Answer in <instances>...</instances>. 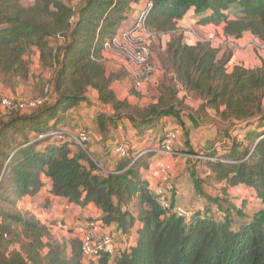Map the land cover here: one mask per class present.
<instances>
[{"label":"trees","instance_id":"trees-1","mask_svg":"<svg viewBox=\"0 0 264 264\" xmlns=\"http://www.w3.org/2000/svg\"><path fill=\"white\" fill-rule=\"evenodd\" d=\"M25 1L0 0V84L15 89L29 81L36 50L39 95L33 98L47 100L0 116V264H264V57L260 66L232 65L236 46L191 43L179 25L191 12L196 24L220 29L225 39L249 34L264 43V0ZM142 14L151 60L162 70L154 101L145 105L118 97L113 85L129 72L109 71L104 56L105 43ZM163 36L170 37L165 44ZM90 91L110 110L97 114L103 141L122 120L145 132L174 118L187 143L184 115L216 123V139L206 149L195 153L186 143L201 156L189 169L206 204L189 218L162 208L142 174L153 151L136 157L129 150L110 170L87 146L61 139L68 112L90 102ZM131 93L141 98L134 86ZM189 98L199 103L196 111ZM45 178L54 196L82 208L95 204L102 212L97 219L120 235L136 229L135 244L86 262L78 238H56L20 205L39 194ZM239 186L251 188L260 203L250 215L248 202L238 207L228 192Z\"/></svg>","mask_w":264,"mask_h":264},{"label":"crops","instance_id":"crops-1","mask_svg":"<svg viewBox=\"0 0 264 264\" xmlns=\"http://www.w3.org/2000/svg\"><path fill=\"white\" fill-rule=\"evenodd\" d=\"M190 15H193V13L190 12L188 16ZM132 24L133 22H131L129 26ZM258 41V39L253 38L249 34L243 38L237 39L236 51L232 65L241 64L248 67L260 66L264 53L262 49H257L258 47L254 46ZM249 42L253 43V45L249 44ZM36 52L39 67L40 54L38 51ZM243 57H247L245 63L237 60ZM129 79L130 78L120 82L127 81V84ZM118 88L119 89L116 90L115 85H113V89L118 97L121 99H127L131 103L145 105L154 101L151 100L148 103L134 102L126 97L137 96L132 93L131 96H126L124 94V90H126L124 85H118ZM89 97L90 102H83L79 105V107L68 112L64 128L67 130L80 128L88 132L90 139L86 146L89 148L92 156L99 161L101 166L110 170H113L117 166L122 157L115 152L114 149L116 146L128 144L131 155L135 156L145 149L157 147L167 131L173 129L179 136L175 146V153L173 155H162L154 152L155 154L149 158L148 167L142 169V174L145 178L150 180V171L158 164V162H166L171 166V179L175 185L173 191L175 200L178 203L192 209L206 204V201L200 198L194 190L193 179L189 169L190 160L192 161L194 158L191 157L192 154L188 152L184 128L180 123H178L174 118L164 117L161 119L159 124L147 129L145 132H142L141 129L136 128L131 122L122 120L116 127H111L108 140L103 141L102 135L98 131L97 114L100 111L110 113V110L97 100L95 91H90ZM142 97L143 96L141 95V98ZM191 107L195 111L198 109V105L193 107L191 104ZM211 114L213 117V113ZM187 119L190 121H187ZM183 121L185 123L184 127L189 131L187 144L194 149L195 153L206 149L212 141H215L218 133V125L216 123L211 122L206 118L201 120L196 118V122H193L187 115L183 116ZM44 183L45 184L38 195L34 197L25 196L20 205L25 211L31 212L49 225L56 238L70 239L72 237H76L79 239L81 233L93 225L97 227L96 231L98 234L102 232H112L115 237L117 247L126 248L127 246L135 244L137 238L136 229H133L127 236L120 235V233L116 231L115 226L106 227L101 220L97 219L101 216L102 212L95 204L91 203L84 208L76 206L61 197L54 196L51 193V183L48 178L44 179ZM216 187L219 188V186ZM212 190L213 189L209 188L210 193H212ZM214 191L215 192L212 194H219V189ZM228 192L238 207L243 205L245 202L244 199H249L250 201L258 204L256 210L260 207V203L255 198L254 191L251 188L239 186L236 188H230ZM237 192H242L241 199L237 200ZM249 205L250 204L248 202V206ZM246 212L250 215L248 207Z\"/></svg>","mask_w":264,"mask_h":264},{"label":"built area","instance_id":"built-area-1","mask_svg":"<svg viewBox=\"0 0 264 264\" xmlns=\"http://www.w3.org/2000/svg\"><path fill=\"white\" fill-rule=\"evenodd\" d=\"M82 0H78V4ZM143 14L140 15L139 20L129 26L128 28H121L117 35L105 43L104 56L108 60V55L112 54L114 57L120 59L121 66L125 67L129 72L130 79L133 81V86L138 90L147 84L154 83L155 76L158 72L156 64L151 60L152 51L150 49L149 33L142 28ZM209 38L217 44L236 46V40L225 39L224 37ZM205 40V39H203ZM259 48L264 50V43L258 41L256 44ZM47 100V97L31 99L30 101L18 102L7 97L1 102L5 109L12 111L13 109H20L21 111H29L42 105ZM61 139L70 138L75 140L80 146L86 148L90 136L87 131L77 128L74 130L63 129L57 132ZM178 133L170 129L167 131L159 145L155 148L145 149L137 154L139 157L149 151L159 153L162 155H173L175 153V146L178 141ZM115 152L121 156L129 155L130 147L128 144H121L115 147ZM195 159L201 156L191 155ZM212 159L210 157H204ZM150 187L157 195V199L162 208L172 209L177 216L189 218L192 214V208L181 203H172L174 196V183L171 179V166L166 162H158V164L150 171ZM96 226H90L85 229L79 240L81 242L82 253L86 262L97 261L102 252L114 254L117 250V243L115 237L110 232L97 233Z\"/></svg>","mask_w":264,"mask_h":264},{"label":"rangeland","instance_id":"rangeland-1","mask_svg":"<svg viewBox=\"0 0 264 264\" xmlns=\"http://www.w3.org/2000/svg\"><path fill=\"white\" fill-rule=\"evenodd\" d=\"M32 3L31 0H26L25 4L28 5ZM181 29L184 31L186 39L193 43L197 40H201V39H209V38H216L217 40H219L221 37L220 36V29H216L214 27H202L199 26L198 24H196V17L194 15H190L188 16L184 21L181 22L180 24ZM170 37L169 36H163L162 40H163V44H165L164 42H166ZM156 43V41H155ZM159 42H157L156 44H154V46L157 47ZM249 44L253 45V43L249 42ZM159 45H162L161 43H159ZM241 45V44H240ZM255 47H258L257 45H254ZM243 47V46H242ZM259 48V47H258ZM261 49V48H259ZM154 53V57L156 59V53L155 50L153 51ZM117 58V59H116ZM30 62H31V71H32V75L29 81L27 82H20L16 85L15 89H11L9 87H6L4 85L0 84V116H7L9 115V113L11 112L8 109H5L1 102L4 98L10 97L12 99H14L15 101H30L31 99H34L33 97H36L37 95H39V90H38V82H37V77L40 73V68L38 67V60H37V52L36 50H34L31 53V56L29 57ZM240 62H244L245 60H247V57H243L240 59H237ZM234 64V63H233ZM121 66L120 64V59L118 57H114V55L110 54L108 55V60H107V67L109 71H114L115 69H119ZM158 68V66H157ZM162 75V70H160V68H158V72L155 76V81L154 83L151 84H147L144 87H142L140 90L141 95L143 96L141 99H138V97H126L129 98L130 100L134 101V102H142V103H148L151 100H153L157 94V90H156V82L158 80V78H160ZM48 73H45L44 77H48ZM129 82L126 84V82H118L115 85V89H119L118 85H124L125 89L124 90V94L126 96H131V89L133 87V81L131 79L128 80ZM123 93V90H122ZM196 107L199 103L195 102L193 100H191L190 98L188 99V105L189 106ZM187 121H190L189 119H187ZM153 129V128H152ZM185 135V134H184ZM212 193H214L215 191L212 190ZM236 194V198L241 199L242 198V192H237ZM244 201L249 202V206H248V212L250 214H252L255 210L256 207L258 206V204H256L255 202L250 201L249 199H244ZM57 234V232H56ZM59 234V233H58Z\"/></svg>","mask_w":264,"mask_h":264}]
</instances>
